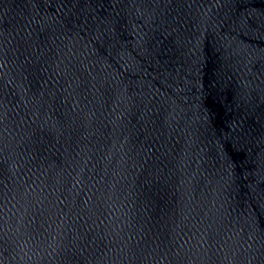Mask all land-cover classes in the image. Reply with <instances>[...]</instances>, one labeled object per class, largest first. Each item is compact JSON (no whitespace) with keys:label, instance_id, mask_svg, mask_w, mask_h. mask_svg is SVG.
Returning a JSON list of instances; mask_svg holds the SVG:
<instances>
[{"label":"water","instance_id":"1","mask_svg":"<svg viewBox=\"0 0 264 264\" xmlns=\"http://www.w3.org/2000/svg\"><path fill=\"white\" fill-rule=\"evenodd\" d=\"M0 264H264V0H0Z\"/></svg>","mask_w":264,"mask_h":264}]
</instances>
